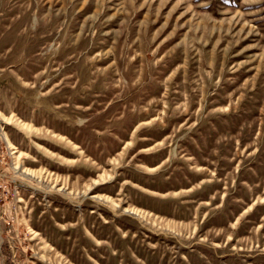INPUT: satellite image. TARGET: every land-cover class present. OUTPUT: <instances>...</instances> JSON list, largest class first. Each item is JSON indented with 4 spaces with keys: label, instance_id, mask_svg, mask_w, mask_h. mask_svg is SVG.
I'll list each match as a JSON object with an SVG mask.
<instances>
[{
    "label": "rangeland",
    "instance_id": "1",
    "mask_svg": "<svg viewBox=\"0 0 264 264\" xmlns=\"http://www.w3.org/2000/svg\"><path fill=\"white\" fill-rule=\"evenodd\" d=\"M0 264H264V0H0Z\"/></svg>",
    "mask_w": 264,
    "mask_h": 264
}]
</instances>
